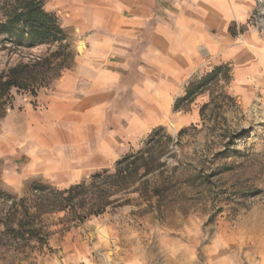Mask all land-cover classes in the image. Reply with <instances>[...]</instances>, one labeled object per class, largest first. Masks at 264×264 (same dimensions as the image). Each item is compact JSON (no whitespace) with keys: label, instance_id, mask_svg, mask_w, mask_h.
<instances>
[{"label":"crops","instance_id":"0c3cea01","mask_svg":"<svg viewBox=\"0 0 264 264\" xmlns=\"http://www.w3.org/2000/svg\"><path fill=\"white\" fill-rule=\"evenodd\" d=\"M46 5L72 35L77 54L53 87L17 95L0 118V182L7 186L40 177L67 188L112 167L157 127L187 123L176 101L194 76L217 65L230 66L243 88L264 75V31L250 23L257 0ZM106 237L115 250L118 238ZM114 258L111 264H174L169 256L161 262L146 254L138 242L121 245ZM70 259L101 264L92 248H79Z\"/></svg>","mask_w":264,"mask_h":264},{"label":"rangeland","instance_id":"374dc122","mask_svg":"<svg viewBox=\"0 0 264 264\" xmlns=\"http://www.w3.org/2000/svg\"><path fill=\"white\" fill-rule=\"evenodd\" d=\"M2 3L0 0V7ZM250 23L264 31V0H257ZM48 47L19 49L4 40L0 43V73L33 54H45ZM56 80L41 89L53 87ZM252 80L254 85L248 88L232 78L213 81L192 100H183L176 110L178 115H188L187 123L172 120L159 126L152 137L150 133L134 148L136 153L149 148L165 162L163 175L157 178L159 186L165 182L167 187L161 196L148 200L134 190L136 184L111 195L109 200L114 202L103 213L81 222L68 211L45 214L46 244L19 257L0 247V264H72L70 256L79 248H92L101 264H111L117 263L114 256L121 245L133 247L137 242L161 262L169 256L174 264L194 260L200 264H264V75ZM186 87L179 98L186 95ZM26 94L32 95L12 89L11 104L17 95ZM115 168L116 162L109 169ZM148 177L154 178L152 174ZM35 179L64 189L56 181L40 177L19 188L0 182V188L32 197L27 185ZM105 186L100 179L85 190L80 198L86 206L76 212L84 214L99 191L110 194ZM106 236L118 238L115 250Z\"/></svg>","mask_w":264,"mask_h":264},{"label":"trees","instance_id":"16d2710c","mask_svg":"<svg viewBox=\"0 0 264 264\" xmlns=\"http://www.w3.org/2000/svg\"><path fill=\"white\" fill-rule=\"evenodd\" d=\"M0 9V43L8 40L15 48H32L36 45H49L42 55H31L28 60H20L15 65L0 73V118L4 117L11 104V91H30L36 96L42 87L58 79L62 73L74 65L76 50L73 41L59 20L57 14L44 8V0H3ZM54 47V49H52ZM220 77L231 80V68L228 65H217L200 79L190 80L186 95L175 103L178 110L183 100L193 99ZM154 129L150 136L156 133ZM151 139V138H150ZM149 148L129 152L116 161V168L102 169L87 180L58 189L52 184L35 179L28 183L27 191L32 197H19L10 191L0 188V247L15 253V257L26 254L35 247L41 248L47 242L48 232L43 224V215L68 211L80 222L90 215H99L114 201L111 195L121 193L138 184L134 190L146 195L148 200L161 196L167 187L159 186L157 178L163 175L160 162ZM157 172V173H156ZM152 174V177H148ZM102 179L110 194L99 191L96 201L84 213H78V207H85V190L96 186ZM102 184V183H100ZM162 187H165L162 189ZM100 189V186L97 187ZM104 189V188H103ZM82 197V198H80Z\"/></svg>","mask_w":264,"mask_h":264}]
</instances>
